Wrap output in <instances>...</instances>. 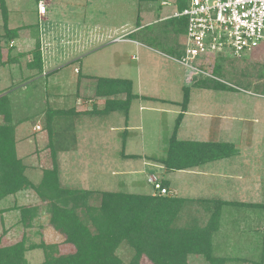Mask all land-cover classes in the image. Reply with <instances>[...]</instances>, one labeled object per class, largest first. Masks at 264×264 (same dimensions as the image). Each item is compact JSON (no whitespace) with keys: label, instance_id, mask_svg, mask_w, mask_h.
I'll return each instance as SVG.
<instances>
[{"label":"rangeland","instance_id":"rangeland-1","mask_svg":"<svg viewBox=\"0 0 264 264\" xmlns=\"http://www.w3.org/2000/svg\"><path fill=\"white\" fill-rule=\"evenodd\" d=\"M164 1L167 2L162 3ZM41 2L49 5L46 20L36 15L38 0H0V99H4L0 101V129L8 127L11 141L8 140L7 145L13 147L14 158L23 168L22 174L32 184L0 200V247L22 242L27 264L41 263L47 250H55L53 255L74 253V245L66 242L63 233L51 223L49 202L34 189L41 183L44 171H50L54 164L59 188L70 192L56 201L64 207L74 205L82 221L90 218L91 212L97 214L90 207L98 210L101 197L106 193L155 197L144 174H135V177L120 174L125 171L122 151L127 148L129 152L138 153L143 142L141 132H145L146 145L152 144L157 134L161 156H165L174 124V119L157 118L156 110L138 112L137 100L131 104L136 111L131 109L134 114L126 117L125 95L130 91L135 97L137 94L132 91L140 90L136 84L140 67V71L149 68L148 75L145 73L147 77L158 81L165 77L177 90L174 95L162 92L164 96L181 98L184 86H188L193 97L191 108L217 115L235 112L236 116L251 120L243 123V130L237 126L239 122L233 121L229 132L214 135L219 141L235 143L241 151L229 161L224 159L225 164L218 162L222 166L217 164V169H211L223 174L212 184L208 191L211 194L197 192L189 197L211 201L192 200L184 192L177 195L171 192L169 196L184 201L174 225L210 231L209 258L200 253L190 254L187 264L221 261V264H264V92H261L264 76L258 77L264 74V67L259 63L260 52L242 60L225 53L220 62L210 65V72L234 85H225L227 90L198 86V78L186 84L183 80L187 68L152 50L179 56L183 36L166 24L176 18L169 16L184 0ZM19 37L31 38L34 44L25 46L29 42ZM39 37H45L49 44L47 51L50 50L51 57L45 60L46 66ZM114 37L119 41H111ZM123 37H135L152 49L122 42ZM74 42L79 45L75 47L77 54L71 46ZM161 42L171 45L179 54L160 45ZM38 53L40 66L36 60ZM74 57L80 60H71ZM86 76L94 81L82 86V77ZM125 79L132 80L137 88L132 89ZM205 81L216 82L210 78ZM151 86L143 82L142 91L160 94ZM97 91L111 95L97 96ZM197 93H201L200 101ZM108 98L113 100L114 109L119 106L121 109L97 112V105H105ZM237 104L242 109H238ZM139 116L138 129L128 131L129 142L126 141L123 150L126 120L139 123ZM211 136L208 138H213ZM4 153H0V173L7 169L2 161ZM103 157L112 162L104 164ZM224 173L227 176L224 177ZM49 195L46 191L45 196ZM215 199L219 202L213 201ZM19 207L34 209L27 213L31 216L28 226L21 221ZM215 214L218 216L213 221ZM94 226L91 231H96ZM116 255L127 264L134 250L122 242ZM138 264L153 263L142 256Z\"/></svg>","mask_w":264,"mask_h":264},{"label":"trees","instance_id":"trees-1","mask_svg":"<svg viewBox=\"0 0 264 264\" xmlns=\"http://www.w3.org/2000/svg\"><path fill=\"white\" fill-rule=\"evenodd\" d=\"M186 3L187 0H184L178 9H182ZM166 25L175 28V32L183 34L186 20L184 17H176L167 21ZM161 43L159 44L179 54L171 45L165 42ZM36 60L40 66L39 53ZM263 76L264 74L258 75L261 78ZM198 80L196 81L197 85L204 88L229 89L217 81L209 83L203 78H198ZM187 87L184 86L182 107L186 106L188 102L189 88ZM261 90L264 92V81L261 84ZM129 92L125 95V112L133 97ZM106 94L111 95L109 92H96L97 96H106ZM1 100L4 99L1 98ZM120 109L121 106L114 109L113 100L108 98L103 109L97 112L105 113ZM71 110L73 111V109ZM181 117V114L177 116L170 138L169 152L164 161L167 168L186 169L207 161L229 157L234 153V146L229 142H178L175 133ZM7 129L8 127L4 130L0 129V153L5 152L2 154L4 155L2 161L7 167L6 171L0 173V200L24 189V187H32V184L22 174L23 168L20 161L14 158L13 147L7 145L9 140ZM34 189L44 200L49 202L53 227L62 232L66 242L72 243L75 247L74 253L67 255H53L55 250H47L44 260L39 264H123L116 255L122 242L128 243L134 250V256L127 264H138L142 256L147 257L153 264H187V255L196 253L204 254L206 258H209V230L206 228L197 229L189 225L182 227L174 225L175 217L180 209L184 208L182 207L184 201L178 197L158 194L151 197L106 193L104 197H101L98 210L90 207L97 214L94 215L91 212L90 218L82 221L74 210V205L71 208L68 205L64 207L58 200L56 201V198L70 192L59 188L55 164L50 171H44L41 183ZM46 191L50 194L48 197L45 196ZM199 201L205 202L211 201V199H199ZM213 201L219 202L217 199ZM252 205L256 206V204ZM18 210L21 221L25 226H28L31 216L28 217L27 213L34 209L19 207ZM217 216L216 214L212 215L213 221L217 219ZM92 225H95L96 231H91ZM36 246L45 248L44 245ZM23 247L22 242L0 247V264H27L23 256ZM221 263L222 261L217 264Z\"/></svg>","mask_w":264,"mask_h":264},{"label":"crops","instance_id":"crops-1","mask_svg":"<svg viewBox=\"0 0 264 264\" xmlns=\"http://www.w3.org/2000/svg\"><path fill=\"white\" fill-rule=\"evenodd\" d=\"M40 1L42 0H38V2ZM48 7L49 5L46 4V13L43 15H39L37 6H36V15L38 16V18L46 20L44 16L47 15ZM27 36H29V34ZM122 36H124V34ZM40 37L39 39L41 41V51H42L43 58H44L43 65L45 63V66H46L48 62L45 60H47V57H51L50 50L47 51V47L49 46V44L46 42L45 37L44 39ZM116 38H118V36H116ZM116 38L114 37L111 41H119V39H116ZM18 39H25L26 41H28L29 43H25L26 44L25 46H31L32 44H34V41L33 42L30 41L31 38L19 37ZM120 41L129 42L131 44H134L136 47L143 46V47L152 49L149 46L135 39V37L130 38V39L128 37H123L120 39ZM23 46L24 45L21 44V47ZM71 46L74 48V51H73L74 54H77V50L75 49V47L79 48L78 43L74 42L73 45ZM152 50L158 53L160 56L170 59L169 56L171 55L165 52L162 53L155 49H152ZM132 56L133 55L130 56L131 59H132ZM74 59L75 57L71 60H74ZM75 60L76 62H78L80 58L75 59ZM68 63H71V62H68ZM75 68L76 66L74 65L73 69L75 70ZM161 70H163L162 75H164V67H162ZM149 71H150L149 68H143V70L141 71H140V67L138 69L139 75L138 74L136 75V84H137L138 90L139 89L140 90L138 92L132 91L133 94H137V95L135 97L133 96V99L131 100L130 105L127 108V111H126L127 118L131 117L134 114L132 113V111H136V109H133L135 105H132L133 107H131V104H132V101L137 100V111L138 112L144 111V109L150 112L156 110L155 112H157L158 114L157 118L164 117L167 120L174 119V124H173V129H172V133H173L177 116L181 114L182 117H181L178 127L176 128V133H175V138L178 142L180 141H184V142L185 141L226 142V141H219L216 138V136H214L215 133L218 136H222L224 135L222 132L224 133L229 132L231 128L234 126L233 121L239 122V125H237L238 123H235V125L239 126L242 130H243L242 128L243 123L251 122V120H249L248 122L244 116L242 117L236 116L237 113L235 114V112H232L229 115H224L221 113H218L217 115V114L208 113L205 110L204 112V111L198 110L197 108H191L192 107L191 104L193 102V97L191 94H189V98H188V102L186 106L182 107L183 96L181 98H176V96H164L161 94L162 92H164L168 95H174V93L177 91L175 90V87L170 82L166 81L165 77L163 80H160V81L154 79V77H150V78L149 76L147 77L146 74ZM91 81H94V79L92 78L90 79L87 76L82 77V82H83L82 86H86L87 84L89 85ZM127 81L130 83V87L132 89L137 88L135 87L132 80L128 79ZM143 82H146L148 85L151 84L152 85L151 88H153V91L158 90L160 94L158 93L147 94L146 92H143L142 91ZM200 94L201 93H197L198 97L200 96V99H198L199 101L201 100ZM145 103H147V105H145ZM97 106H98L96 108L97 111H100L104 107V105H97ZM236 106H238V104ZM237 108L242 109L241 106H238ZM140 119L141 117L139 116V123H136V122L128 123L129 120L128 119L126 120L125 129H123L124 137L122 138V143H124L123 150L126 147L125 143L129 142L126 136L128 131L137 130L138 124H140ZM153 125L156 127V123H154ZM144 133L145 132L140 133V140H142L143 142L139 141L140 149L138 153L129 152L127 151V148L125 149V151H122L123 154H121V157L125 163L124 165L122 164L121 165L124 167L125 171L120 172V174L123 173V174L129 175L130 177H135V174H140V173L144 174L146 177H148L149 175H155L157 179L159 180V182L161 183V185L167 188V190H169L170 193L172 192L173 195H177L180 192L182 193L184 192L186 195H188L187 198H189L190 195H194L197 192H198L197 194L199 193H202L205 195L211 194V192H208V191H210L209 189H211L212 184L215 181H218L220 180V178H222V177L219 178L218 175H221V176L223 175L222 173H215L213 172L214 170H211V169L213 168L217 169L218 168L217 164L219 166H222L218 162L225 164L224 162H222L224 159H227L229 161L230 157L239 155L241 151L240 147L235 146V143L229 142L233 144L234 146V153L229 157H225V158L217 159L213 161H207L203 164H199V165L197 164L194 166H190L186 169L167 168V166H165L164 161L167 158V155L169 152V143H170V138L172 136V133H171V136H169L168 138V148H167L165 156H161L162 149H160L158 135L156 134V137L154 138L155 140L152 139L153 140L152 144L146 145V142H144V139H145ZM208 135H212L211 137L213 138H208ZM103 162L104 164H110L112 161L111 159H108L107 157H103ZM225 176H227V173H224V177ZM189 199L198 200L202 198L197 196V197H192Z\"/></svg>","mask_w":264,"mask_h":264},{"label":"built area","instance_id":"built-area-1","mask_svg":"<svg viewBox=\"0 0 264 264\" xmlns=\"http://www.w3.org/2000/svg\"><path fill=\"white\" fill-rule=\"evenodd\" d=\"M37 10L39 15L45 14V4L38 2ZM169 17L186 20L180 54L169 56L187 68L186 84L196 78H210L234 86L209 71L210 65L220 62L225 53L242 60L260 52L259 63L264 67V0H187ZM147 182L152 186V195L170 194L155 175H149Z\"/></svg>","mask_w":264,"mask_h":264}]
</instances>
